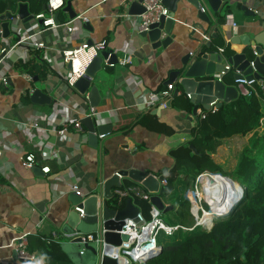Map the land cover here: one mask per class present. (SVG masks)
<instances>
[{"label":"crops","instance_id":"0c3cea01","mask_svg":"<svg viewBox=\"0 0 264 264\" xmlns=\"http://www.w3.org/2000/svg\"><path fill=\"white\" fill-rule=\"evenodd\" d=\"M129 1L72 0L77 17L85 18L81 23L70 19L65 2V7L57 12L60 23L55 22L56 28H46L36 15L49 16L47 9L33 13L22 2L32 17L24 23L19 18L20 3L16 0V9L8 6L14 18L7 39L1 37L0 20L1 264H48L42 238L48 241L54 233L80 232L82 223L76 230L69 226L70 214L76 210L72 202L74 185L81 195H97L102 182L119 172L137 170L158 176L171 170L175 161L170 152L193 140L199 118L207 110L200 106L195 116L194 106L191 111L184 104L180 106L179 100L186 96L183 90L172 100L171 108L165 109L149 108L147 94L166 90L169 75L180 67L181 60L187 55L193 57L207 44L225 56V66L226 59L237 52L254 60L247 51L254 54L255 40L264 34V0H229L230 11L223 13L222 25L204 2L210 24L198 20L197 10L187 6V15L179 10L175 16L171 45L154 50L149 39L138 33L140 18L128 14L125 6ZM70 22L72 33L67 31ZM33 35L31 42L42 41L45 48L37 50L23 45L11 49L21 38ZM205 36H211V41L206 43ZM233 38H240L242 44L234 46ZM242 38H248L251 45H244ZM102 41L107 42L106 50L117 56L118 64L108 66L107 58L104 60L102 71L92 82L100 91L101 101L92 109L87 94L83 96L67 87L65 78L69 70L62 63V52L83 43ZM37 51H42L49 66L47 78L41 81L15 67L17 62L28 63ZM235 75L231 72L223 81L237 86L230 83L235 81ZM35 90L50 96L51 105L32 103L30 98ZM215 102L219 103H212ZM149 112L154 115L155 131L134 125ZM88 116L96 120V126H111L110 134L99 137L97 149L90 146L87 129L82 125V132H77L73 125ZM132 125V129L122 132ZM228 142L214 156L220 165L225 166L238 151L239 139ZM29 154L35 156V161L31 168H26L24 161ZM35 167H48L50 173L33 171ZM83 227L85 232H94L85 224ZM24 235L28 250L39 255L35 262L18 260L9 247ZM62 247L66 256L63 264H94L92 254L82 245L63 243Z\"/></svg>","mask_w":264,"mask_h":264},{"label":"trees","instance_id":"16d2710c","mask_svg":"<svg viewBox=\"0 0 264 264\" xmlns=\"http://www.w3.org/2000/svg\"><path fill=\"white\" fill-rule=\"evenodd\" d=\"M22 2L28 4L29 9L35 13L42 10L48 0ZM9 5L16 9V0H0V17L5 14ZM229 11L226 3L216 14L219 25L225 23L223 13ZM247 52L251 58L255 57L250 49ZM15 67L39 81L45 80L49 71L42 51L34 53L26 64L17 62ZM230 83L235 85L234 80ZM248 92L246 96L241 95L235 101L222 104L214 112L206 111L205 118H199L193 131V140L170 152L175 161L173 168L156 176L167 182L161 188L159 196L165 206L173 207L171 211L163 213V217L174 216L173 225H193L187 193L205 172L229 177L230 179L225 180L231 182L232 179L245 188L244 196L228 215L217 218L209 231L197 227L191 231L178 230L172 236L160 232L157 237L163 251L146 264H264V88L257 84L255 91L248 88ZM179 102L188 111L193 109L188 96H182ZM153 118L154 115L149 112L134 125H142L155 131ZM134 125L122 132L132 129ZM168 132L172 133L170 130ZM233 138L240 140L237 144L239 147H236L238 151L228 159L225 166L218 164L214 156L220 147L230 144L228 141ZM138 185L132 180L124 179L122 190ZM126 200L128 198L118 204L115 196L110 204L121 209ZM134 203L145 216H149V202L135 199ZM204 207L209 210L208 205L205 204ZM41 244L47 249L48 264H63L66 261L62 244L55 240L41 241Z\"/></svg>","mask_w":264,"mask_h":264},{"label":"water","instance_id":"95a60500","mask_svg":"<svg viewBox=\"0 0 264 264\" xmlns=\"http://www.w3.org/2000/svg\"><path fill=\"white\" fill-rule=\"evenodd\" d=\"M66 2L65 11L68 12L70 19L77 17V12L72 7V0H64ZM129 1V0H126ZM144 0H133L126 2V8L130 16L140 17L145 9L142 5ZM229 0H161L165 8L170 12L169 17L161 16L159 22L150 26L148 33H142L141 37L149 39L153 45L154 50L160 48H167L172 43L173 29L175 27V16L179 10H183V13H188L187 6H191L197 10V19L210 24L208 13L204 10V2L209 6L210 10L217 14L223 9L224 5ZM20 3L19 18L24 22H29L32 17L30 16L28 6L22 3V0H18ZM44 10L47 6H44ZM59 14L56 13L53 18L57 24L60 23L58 20ZM14 16L11 14V8H7V12L0 17L2 24V35L3 39H7L10 36V22ZM165 34V38L162 35ZM217 37V36H215ZM241 42L244 45L250 46L251 42L248 38H242ZM231 43L235 45L240 43V38H233ZM211 44H207L205 49L201 48L193 57L190 55L185 56L181 60L180 67L171 72L167 80L168 85H175L176 88L173 92L174 98H176L180 92L189 97L190 103L194 106L193 114L196 116L200 106H203L205 110H209V105L214 101H219L217 109L226 103H230L238 99L239 95H248L249 92L243 85L228 86L224 81L213 80L215 73L221 72L225 67V56L220 53H216L211 50ZM255 59L250 60L245 53L237 52L234 56L226 59L228 65L232 66L233 69L237 70L240 74L235 75V80L243 79L250 81L256 79L262 81L264 78V34L255 40L254 48ZM107 58L106 65H117L118 58L111 50H105L99 56H97L90 64L86 71L85 77L78 80L75 84L74 89L81 95L87 94V99L92 109H96L101 101V95L98 87L93 84L98 73L102 71L104 60ZM68 70L71 71L70 65ZM37 82V80H36ZM31 102L37 105H51L52 98L41 90H35L31 95ZM172 100L167 102V108H171ZM81 124L88 131V139L90 146L97 149L98 140L100 136H106L111 133L110 125L96 126V120L93 117L88 116L81 120ZM264 125V119L262 121ZM195 152V148L191 147ZM42 171L41 168L35 167L33 171ZM124 178H129L135 183L143 185L150 192L155 195L152 197V204H154L163 213L171 211L173 207L165 206L162 199L159 196L160 182L155 175L146 172H140L137 170L122 171L112 176L105 182H102L100 190L97 195H77L72 194V202L83 209L84 217H81L80 213L76 210L70 214L69 226L76 230L82 223V227L79 230L81 232L83 224L92 228V230L104 231L103 239L105 243L119 246L122 241H127V235H120L117 231H120L124 220L136 219L140 209L135 203L128 199L125 202V206L121 209L118 207L111 206L110 202L115 199L114 189H122ZM123 179V180H122ZM237 200L234 206L231 207L228 215L233 208L239 203ZM119 206V205H118ZM83 231V230H82ZM81 233H89V232ZM82 239H77L73 244L82 245L88 253L93 256L94 264H119L118 261L110 259L108 257H101V251L93 245H83ZM163 249L161 250L162 253Z\"/></svg>","mask_w":264,"mask_h":264},{"label":"built area","instance_id":"2783aa9c","mask_svg":"<svg viewBox=\"0 0 264 264\" xmlns=\"http://www.w3.org/2000/svg\"><path fill=\"white\" fill-rule=\"evenodd\" d=\"M142 5L145 9V12L139 17V34L148 33L150 31V26L159 22L161 16L169 17L170 15V12L162 4L161 0H144ZM64 7V0H48L47 12L49 16H45L44 13H41L36 15V19L42 20L43 25L46 28H56L57 24L53 19V15L61 11ZM83 18V16H80L76 17L73 20L81 23L85 21V18ZM72 23L73 22L67 24V31L69 33H72L74 31L73 25H71ZM33 37L34 35L28 36L26 38H21L11 49L23 45L37 50L45 48V44L42 41L32 43L31 40ZM204 39L205 42L208 43L211 41V36H205ZM106 47V41L94 44L83 43L77 48L66 49L62 52V63L67 66L70 65L71 67V71H69V74L65 78L66 85L68 88L73 89L78 80L85 77L86 71L90 64L97 56H99L102 52L106 50ZM6 51L7 50H3L2 52L4 53ZM220 52H223V49L220 50ZM231 72H234L235 74H240L237 70L233 69L232 66L226 65L221 72L215 73L213 75V80H218L222 82L224 78ZM235 84L237 86L243 85L247 89L250 88L253 91H255V86L257 84L260 85L261 88H264V83L262 81H257L256 79H252L250 81L246 80L245 78L237 79L235 80ZM174 90V85H168L167 89L162 92L148 93V107L165 109L167 107V102L174 99ZM209 108V111H216L217 103H211ZM200 117L205 118V113L201 114ZM73 125L77 132H82L83 128L80 122H75ZM34 161L35 156L33 154L27 155L25 157L24 166L26 168H31L33 166ZM42 170L46 174L50 173V169L48 167L43 168ZM219 176L223 177L221 175H217V177ZM215 177V175H212L209 172L201 174L198 177L194 187L188 191L187 199L191 204V213L194 221L193 225H191L190 227L166 224L162 218L163 212L159 210V208H157L154 204H152V197L155 194L150 192L143 185L139 184L138 186H132L130 188H127L126 190L117 189L115 192L118 204H120L124 198L131 199L133 202L135 199H140L147 201L151 204V209L148 217L145 216L139 208L140 212L138 213L136 219L124 220L121 230L117 232L120 235H127L128 240L122 241L121 245L116 246L105 243L103 239L104 231L102 232L100 230L86 234L77 231L54 233L52 235V238H50L48 242H50L51 240H55V242L63 244L74 243L77 239H82L81 244L93 245L98 250H100L102 258L108 257L110 259L118 261L119 264H146L149 260L158 256L161 253L162 246L159 244L157 237L160 232L164 233V235L166 236H172L178 230L191 231L197 227L209 231L217 218L230 211L229 210L228 212H224L214 216L208 223H205L203 220L206 213H211L212 210L216 208V206H219L221 204L224 205L228 202V198L227 200H225L224 198H220L219 200H213V198L210 196L212 191L209 190V188L207 187H211V184H213V179ZM166 184V180H160V190L163 186H166ZM72 189L74 193H76L77 195H81L79 187L77 185H74ZM210 189H212V187ZM201 193L203 194V197L208 198V203L211 209H205L203 201L201 200ZM243 194L244 191L241 192L239 198L235 199L234 203H236L238 199H241ZM234 203H232L230 209L234 205ZM76 211L80 213L81 217H84L83 209L76 206ZM26 237L27 236L24 235L18 239L13 240L9 247L14 249L18 260L32 263L38 259L39 255L37 252H30L28 250ZM42 240L47 241L45 238H42Z\"/></svg>","mask_w":264,"mask_h":264},{"label":"bare ground","instance_id":"6f19581e","mask_svg":"<svg viewBox=\"0 0 264 264\" xmlns=\"http://www.w3.org/2000/svg\"><path fill=\"white\" fill-rule=\"evenodd\" d=\"M215 178L229 179V178L220 177V176L219 177L216 176ZM215 178L213 179V184H211L212 189H210L211 187H207L209 188V190L212 191L210 196L213 198V200H219L220 198H224L225 200H227L228 198L227 200L228 202L225 203L224 205L221 204L219 206H216V208H214L211 213H206V215L203 218L205 223L210 222V220L218 214L228 212L230 210V206L232 205V203L235 202V199L239 198L241 195V193L239 194V190H241L242 188L237 187L233 183L234 181L233 182L232 180L231 182L227 180L219 181Z\"/></svg>","mask_w":264,"mask_h":264},{"label":"rangeland","instance_id":"374dc122","mask_svg":"<svg viewBox=\"0 0 264 264\" xmlns=\"http://www.w3.org/2000/svg\"><path fill=\"white\" fill-rule=\"evenodd\" d=\"M239 154V153H238ZM234 163H235V161H234ZM233 164V163H232ZM212 175H215V176H217V175H221V174H213V173H211ZM222 176V175H221ZM223 177H225V178H229V177H226V176H223ZM215 179H217V180H225V179H221V178H215ZM230 179V178H229ZM232 180V179H231ZM232 182H233V180H232ZM237 187H239V188H241L240 186H239V184L238 183H236V182H233ZM244 188V187H243ZM244 189H241V190H239V194L243 191ZM203 194L201 193V200L203 201V205H208L209 206V203H208V198L207 197H203L202 196ZM207 202V203H206ZM209 208L211 209V207L209 206ZM162 218H163V220H164V222L166 223V224H169V225H173L174 223H175V219H173L174 218V216L173 215H171V216H169V217H166V216H164L163 217V215H162Z\"/></svg>","mask_w":264,"mask_h":264},{"label":"clouds","instance_id":"9594fccd","mask_svg":"<svg viewBox=\"0 0 264 264\" xmlns=\"http://www.w3.org/2000/svg\"><path fill=\"white\" fill-rule=\"evenodd\" d=\"M241 188L243 189V187H242V186H241ZM244 194H245V191H244ZM244 194H243V196H244ZM243 196H242V197H243ZM241 199H242V198H241ZM241 199L239 200V202L241 201ZM233 206H234V205H233Z\"/></svg>","mask_w":264,"mask_h":264}]
</instances>
